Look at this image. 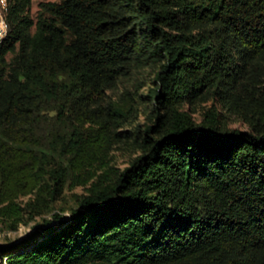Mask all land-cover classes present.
Wrapping results in <instances>:
<instances>
[{"label": "trees", "instance_id": "trees-1", "mask_svg": "<svg viewBox=\"0 0 264 264\" xmlns=\"http://www.w3.org/2000/svg\"><path fill=\"white\" fill-rule=\"evenodd\" d=\"M5 2L0 220L16 230L90 186L56 225L0 245L4 263L264 264V0L43 1L36 17ZM148 68L134 136L135 94L110 92ZM123 141L140 154L119 171Z\"/></svg>", "mask_w": 264, "mask_h": 264}, {"label": "rangeland", "instance_id": "rangeland-1", "mask_svg": "<svg viewBox=\"0 0 264 264\" xmlns=\"http://www.w3.org/2000/svg\"><path fill=\"white\" fill-rule=\"evenodd\" d=\"M43 1L60 2L61 0H32L30 9V15L32 17H36L39 9V3ZM5 5V0H0V38L5 32V26L3 24ZM9 57L10 55L8 58ZM155 76L156 71L152 68L144 69L141 72H134L130 75V77L122 80L114 91L110 92V95L116 99L121 97L128 89L135 94L134 97L136 100L133 102L135 110L121 131H130L135 133L134 136H136L137 133L142 129H145V126L149 123L152 114L151 95L155 87ZM200 110L201 109L197 107V111L194 113V117L198 121L202 118ZM231 126L241 130H248V126L240 121H234ZM139 154L140 152L137 151V148L133 143H127L125 141L116 143L110 150L108 157L109 165L115 167L119 171H123L132 165L133 161ZM100 172L101 171H99V173ZM68 184L64 189L62 198L55 204H52V210L42 216L36 217V219L32 220L30 223L20 224L16 230H11L0 220V245L19 243L20 241L28 238L31 233L42 231V229L46 227L44 225L45 219L53 221L50 225H56L58 221H54L53 219L55 213L68 217L72 209L77 206L78 197L87 193V189L90 186V184H87L85 186L77 185L70 187ZM35 196V194H30L21 198V200L26 203L30 199H34ZM4 261V259L0 258V264H5Z\"/></svg>", "mask_w": 264, "mask_h": 264}, {"label": "built area", "instance_id": "built-area-1", "mask_svg": "<svg viewBox=\"0 0 264 264\" xmlns=\"http://www.w3.org/2000/svg\"><path fill=\"white\" fill-rule=\"evenodd\" d=\"M0 33H1V17H0ZM8 36V35H7Z\"/></svg>", "mask_w": 264, "mask_h": 264}]
</instances>
